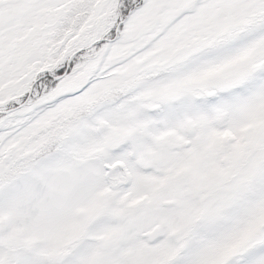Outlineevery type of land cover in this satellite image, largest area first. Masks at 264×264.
<instances>
[{
	"label": "snow or ice",
	"instance_id": "6c2138e0",
	"mask_svg": "<svg viewBox=\"0 0 264 264\" xmlns=\"http://www.w3.org/2000/svg\"><path fill=\"white\" fill-rule=\"evenodd\" d=\"M0 264H264V0H0Z\"/></svg>",
	"mask_w": 264,
	"mask_h": 264
}]
</instances>
